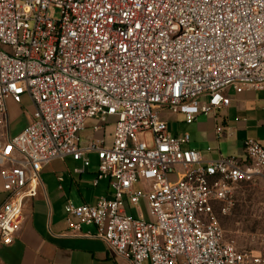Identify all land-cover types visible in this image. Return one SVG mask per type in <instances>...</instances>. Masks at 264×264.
I'll return each instance as SVG.
<instances>
[{"label":"built area","instance_id":"obj_1","mask_svg":"<svg viewBox=\"0 0 264 264\" xmlns=\"http://www.w3.org/2000/svg\"><path fill=\"white\" fill-rule=\"evenodd\" d=\"M230 89L264 91V0H0V251L44 168L71 158L85 172L94 154V186L108 180L113 197L69 202L70 236L99 238L131 264H264V241L241 249L219 219L242 186L264 181V145L248 139L244 158L207 162L169 128L228 108ZM24 96L33 118L11 137L8 102ZM110 118L111 144L82 139ZM142 202L147 217L132 215Z\"/></svg>","mask_w":264,"mask_h":264},{"label":"crops","instance_id":"obj_2","mask_svg":"<svg viewBox=\"0 0 264 264\" xmlns=\"http://www.w3.org/2000/svg\"><path fill=\"white\" fill-rule=\"evenodd\" d=\"M228 94L231 103L228 108L219 111L222 115L198 116L194 122L196 127L189 134L191 142L188 147L201 152L207 162L228 156L244 158V142L248 139L264 145V91L237 92L230 89ZM23 104L24 97L21 104L8 102L13 112L10 119L11 137L19 134L32 121L33 106L25 109ZM13 123L16 127L12 131ZM115 123L116 119L110 118L104 130L95 133L92 129L95 122H89L88 129L83 132L89 133L85 139L105 140L111 144ZM194 123L184 122L187 126ZM220 125L226 131L217 138L216 128ZM169 128L171 131L170 123ZM184 133L186 131L174 130L173 134ZM90 160L91 165L85 172L78 171L82 168V162L71 158L53 161L44 168L41 193L37 198L24 202L25 219L22 228L14 244L1 249L0 264H131L112 256L99 238L73 237L68 234L65 206L69 202L75 205H94L100 197H113L108 180H101L94 186L99 161L94 154L90 155ZM5 199L0 180V207ZM96 231L94 226H83V233L94 235Z\"/></svg>","mask_w":264,"mask_h":264},{"label":"rangeland","instance_id":"obj_3","mask_svg":"<svg viewBox=\"0 0 264 264\" xmlns=\"http://www.w3.org/2000/svg\"><path fill=\"white\" fill-rule=\"evenodd\" d=\"M52 15L57 18L59 12H53ZM33 106L29 97L24 96L23 107ZM12 111L9 109V119H11ZM219 114V112L217 113ZM222 115L221 113L219 116ZM109 121V120H108ZM183 117L176 116L170 120L171 131L176 132L186 131L190 134L194 131L196 124L187 126L184 124ZM12 131L15 129V124L11 125ZM89 133H83L84 140ZM18 135V134H17ZM16 136V135H15ZM2 131H0V140L5 139ZM14 137V136H13ZM129 212L134 216L143 214L147 217V208L142 202L139 209L129 208ZM222 228L228 240L236 242L239 248L260 251L264 241V181H259L255 184L242 186L236 194V205L232 211L227 215H219Z\"/></svg>","mask_w":264,"mask_h":264}]
</instances>
